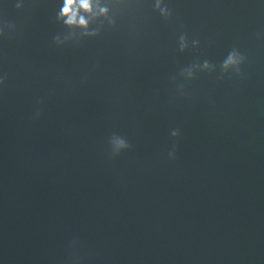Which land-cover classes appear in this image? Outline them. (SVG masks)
<instances>
[{"label":"water","instance_id":"water-1","mask_svg":"<svg viewBox=\"0 0 264 264\" xmlns=\"http://www.w3.org/2000/svg\"><path fill=\"white\" fill-rule=\"evenodd\" d=\"M62 6L0 0V264H264V5Z\"/></svg>","mask_w":264,"mask_h":264},{"label":"clouds","instance_id":"clouds-1","mask_svg":"<svg viewBox=\"0 0 264 264\" xmlns=\"http://www.w3.org/2000/svg\"><path fill=\"white\" fill-rule=\"evenodd\" d=\"M23 0H21V3ZM63 6L57 15L59 20H62L64 25L68 28H79L84 31L85 35H96L95 32H89V26L94 21L101 17L105 18L110 25H115L116 21L111 16V10L107 6L108 3H125L127 0H62ZM155 8L160 12L162 16H169L170 13L167 8L163 7L164 0H153ZM258 3L264 5V0H258ZM20 6L19 4L17 5ZM2 34V31H0ZM198 42L193 41L195 46ZM187 47L185 37L180 38V49L183 51ZM246 62V57L239 51L229 52L226 59L223 61L222 69L224 71L235 70L237 73L240 72L241 66ZM203 67L209 68L208 62H205ZM191 75V73H189ZM3 80L0 79V84ZM177 133L173 132V136ZM116 149L123 150L128 147L126 141L121 138L115 140ZM172 159H175L174 154H170Z\"/></svg>","mask_w":264,"mask_h":264}]
</instances>
